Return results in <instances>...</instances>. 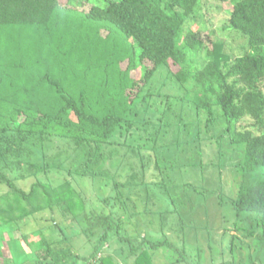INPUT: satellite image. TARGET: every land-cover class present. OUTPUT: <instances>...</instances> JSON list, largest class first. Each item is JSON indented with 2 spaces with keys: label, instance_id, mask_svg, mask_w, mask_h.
<instances>
[{
  "label": "trees",
  "instance_id": "16d2710c",
  "mask_svg": "<svg viewBox=\"0 0 264 264\" xmlns=\"http://www.w3.org/2000/svg\"><path fill=\"white\" fill-rule=\"evenodd\" d=\"M101 1L85 11L0 0V231H21L31 259L20 264H155L161 248L177 255L139 223L151 218L146 225L177 234V209L203 193L177 174L202 166L236 174L230 204L264 232L256 176H264V0H210L230 4L225 29L246 39L239 56L189 25L202 0ZM195 55L202 62L191 63ZM243 119L256 133L238 129ZM96 185L109 193L93 200ZM46 211L49 225L29 243L21 228ZM56 213L77 231L65 235ZM123 216L134 219V235ZM16 243H0V264H16Z\"/></svg>",
  "mask_w": 264,
  "mask_h": 264
},
{
  "label": "rangeland",
  "instance_id": "374dc122",
  "mask_svg": "<svg viewBox=\"0 0 264 264\" xmlns=\"http://www.w3.org/2000/svg\"><path fill=\"white\" fill-rule=\"evenodd\" d=\"M59 1L63 4L80 5V8L85 11L89 9L91 4H102L101 0ZM202 1V7L189 22V25L200 31L202 38L222 42L233 56L242 54L246 47V39L240 34L225 29L231 10L230 4H220L210 0ZM190 58L191 63H200L203 56L195 55L190 56ZM122 66H125V64H122ZM131 75L135 79H139L142 76L141 67L138 66L136 70L131 72ZM237 127L241 131L249 130L256 133V129L250 127L248 119L241 120ZM200 161L203 162V160ZM224 162L229 163L230 160L225 159ZM207 167L209 168V166H202L201 169L197 168L196 170L186 169L177 174V183L188 182L195 187V190L203 192L198 194L192 191L187 194L184 204L177 209L178 215L183 221L182 225H177V234L167 230L160 233L155 224L149 225L148 223L146 225V219L149 221L151 218L146 217L143 223L140 221L139 228L144 229L143 227H146L153 234L156 233L151 237L152 240L158 241L166 236L177 248V255L175 251H168L165 248L154 251V263L264 264V232L255 228L254 222L251 221L254 214L247 212L236 214L230 204L236 196V174L229 169H225L221 177H218L216 171L210 170L211 168L207 170ZM256 176L264 179L259 170L256 171ZM31 183L32 179H29L22 185L20 184V187L27 190ZM5 192L6 188L0 186V195ZM108 193L107 189L101 190L96 185L93 190V200L97 197H105ZM94 205L97 207L98 202L94 201ZM137 205L141 209V202H137ZM50 218L52 216L46 211L30 218L26 225L21 228L29 243L37 240L39 227L49 225ZM53 218L65 235L68 236L77 231L76 225L70 220L69 216H61L56 213ZM152 220L154 221V218ZM123 222L126 234L128 236L134 235V219L127 220L126 216H123ZM10 229L12 230L11 233L0 231V243L11 240L17 242L13 248L17 249L19 253V260L15 262L16 264L31 259L27 245L20 241L21 231L17 230L15 226L10 227ZM50 231L52 233V229ZM250 231H253V235H249ZM44 234L49 235L50 232L44 231ZM112 244L115 248L118 247L116 242H112ZM12 252L13 250L4 251L5 257L10 258Z\"/></svg>",
  "mask_w": 264,
  "mask_h": 264
}]
</instances>
